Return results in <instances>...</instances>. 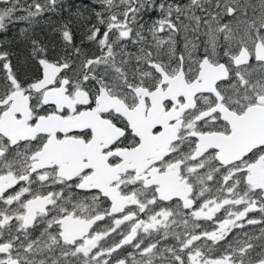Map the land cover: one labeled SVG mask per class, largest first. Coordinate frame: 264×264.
Returning a JSON list of instances; mask_svg holds the SVG:
<instances>
[{"label": "snow or ice", "instance_id": "obj_1", "mask_svg": "<svg viewBox=\"0 0 264 264\" xmlns=\"http://www.w3.org/2000/svg\"><path fill=\"white\" fill-rule=\"evenodd\" d=\"M0 264H264V0H0Z\"/></svg>", "mask_w": 264, "mask_h": 264}, {"label": "flooded vegetation", "instance_id": "obj_2", "mask_svg": "<svg viewBox=\"0 0 264 264\" xmlns=\"http://www.w3.org/2000/svg\"><path fill=\"white\" fill-rule=\"evenodd\" d=\"M76 2L78 3V2H79V0H76Z\"/></svg>", "mask_w": 264, "mask_h": 264}]
</instances>
